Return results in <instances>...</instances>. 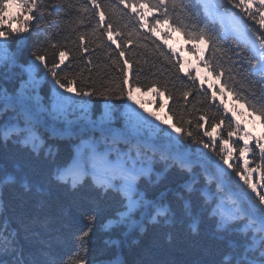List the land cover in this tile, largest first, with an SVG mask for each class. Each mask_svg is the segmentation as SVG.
<instances>
[{
	"label": "snow or ice",
	"instance_id": "obj_1",
	"mask_svg": "<svg viewBox=\"0 0 264 264\" xmlns=\"http://www.w3.org/2000/svg\"><path fill=\"white\" fill-rule=\"evenodd\" d=\"M10 2L21 10L12 17L18 24L27 25L34 18H39L35 16V13L40 11L36 0ZM253 2L254 0H200L203 9L201 13L193 10L190 0L188 3H185V0H115L114 4L105 6L98 0H88L92 5L93 16L99 17L96 27L92 29L93 34L98 33V39L101 41L97 47L110 50L106 55L121 73L115 86L104 87L103 91H83L73 87L75 80L69 79L67 75L61 77L56 70L59 65L53 62L49 66L42 54L34 53L33 59L26 62V67L18 64L15 55L2 58L0 77L14 78L15 83L11 90L0 86V115L12 114L8 121L0 124V141L7 143L12 140L20 144L34 157L47 160L51 168L47 178L42 179H34L22 169L8 172L0 168V194L5 188L19 186L25 194L40 198L37 203L39 208L49 185L53 183L73 191L89 185L101 196L111 195L115 198L116 207L104 227H110L113 231L118 230L124 239L131 234L142 237L150 227L166 228L177 224H186L191 234L199 235L200 225L204 221H209L214 225L215 238L226 241L218 264H264V192L259 191L257 184L250 183L248 178L251 173L257 171V168L264 166V145L260 143V139H256L255 149L259 151L260 164L257 168L249 169V162L245 159L244 175L241 174L238 165L229 163L230 159H234L233 150L238 151L240 157H246L248 153L254 152V149L249 146L251 134L240 135L242 129L239 123L233 127V123L229 121L226 128H221L227 109L225 117L221 118L219 123L207 114L199 116L196 122L197 131L194 133L184 127L185 124H192L190 120L167 124V121L161 120L156 113L144 116L128 105L126 125L116 128L112 122L111 112L106 116L102 114V118L88 120L87 114L78 108V105L86 102L64 94L74 93L75 97L93 94L107 97L114 94L121 100L126 94L128 101L138 103L140 108H143V103L135 100L133 91L148 86H137L129 79L128 68L125 65H129L128 57L135 53L127 51L125 45L135 44L136 47L147 49L148 44H139L138 41H147L151 37L142 33L140 29L147 26L149 32H154L157 25L165 24L174 31H180L189 41L205 44L207 52L211 55H205L203 59L197 56V63L217 80L222 76H228L227 80L222 81L223 87L219 89L221 93L226 88L236 99H241L238 92L229 84V81H236L237 77H240L247 85L245 104L264 121V31H253L247 23V20H253L264 29V10L260 7L255 9V12L260 14V18L257 19L255 13L249 11L253 8ZM260 3L264 5V0H260ZM119 5H123V9L119 8ZM52 7L58 10L60 6ZM108 8H111L110 12ZM129 8L132 10L131 14L124 11ZM139 9L147 11L142 12ZM177 9L182 14L179 19L176 15ZM234 9L244 12L247 19L234 12ZM4 11L5 0H0V14ZM82 11L87 13L89 9L85 6ZM25 13H28L27 18L21 21L20 16ZM112 16L117 17V20H112ZM149 16L152 22L145 25L144 22ZM125 17L127 22L121 25L120 21ZM218 21L223 31L214 29L213 26ZM3 22L4 17L0 15V25ZM26 31L30 29L17 27L8 31L0 27V47L6 46L9 38L22 39L21 33ZM163 35L168 38L167 32ZM229 35L242 37L246 45L245 51L226 49L224 44ZM105 36L107 42L103 40ZM85 39L84 34L79 36L81 41L79 47L82 51L88 52L89 49L83 45ZM152 43L155 44V40H152ZM112 45H116V48L112 49ZM52 47L55 48L56 45L53 44ZM188 50L196 55L194 47ZM155 51L159 52L173 69L176 68V64H172V59L159 45H156ZM115 52H118V57H114ZM59 56L60 62L63 63L65 52L60 51ZM120 58H123V65ZM135 63L139 64V61ZM176 63L179 64V60ZM223 63L229 64L227 70L223 68ZM145 64H148L147 60ZM41 66L44 70L41 79L49 84L43 96L40 94V81L36 79L41 73ZM155 67V64H152L148 68L152 75H157L156 72H152ZM17 68L19 73L14 72ZM179 70L184 71L185 76L195 84L196 78L192 75L195 68L184 69L181 65ZM144 71V68H139L133 74L138 76ZM159 75L164 76L163 69L159 71ZM48 76L51 77L50 81L47 80ZM166 83L167 81L163 91L169 93ZM212 87L215 88V85ZM159 88L160 81L154 80L149 91L157 90L159 95ZM61 89L63 91H60ZM190 94V90L182 93L184 98ZM211 95L215 98L217 92L213 91ZM160 107L165 105L161 104ZM216 107L219 110V105ZM154 121H160L167 127H160ZM200 121L208 123L203 132V137H208V141L200 136L199 130L204 128ZM222 131L227 132V138L222 136ZM234 134L238 140L243 141V146H240L238 141H232ZM184 139H190L200 147L189 150ZM58 140L78 141L73 145L71 157L63 163L57 162L58 150H54V145L48 143ZM230 141L231 145L235 146L234 149L230 146ZM202 149H209L212 155ZM156 160L164 162L165 171L174 167L189 176L181 185V190L172 194L173 198H169L167 191L158 194L149 191L158 186L163 175L155 173L153 179L152 163ZM196 169H200V172L197 173ZM199 175H203L207 184H214L215 189L194 187ZM233 176L240 177L243 185L235 182ZM261 187H264V184ZM193 194H196L195 200ZM78 210L85 221L84 227L75 228L70 215H66L64 222L67 239L79 242L83 251L82 255L79 252L75 254L74 264H94L88 256L87 243L98 210L95 207ZM30 236H38V233H29L25 228L24 239L27 240ZM168 239H171L170 235ZM2 240L0 256H11V264H38L34 258L25 260L24 249L15 229L9 236H3ZM109 242L119 243L118 240ZM0 264L9 262L0 259ZM48 264H55V261L49 260Z\"/></svg>",
	"mask_w": 264,
	"mask_h": 264
},
{
	"label": "trees",
	"instance_id": "obj_2",
	"mask_svg": "<svg viewBox=\"0 0 264 264\" xmlns=\"http://www.w3.org/2000/svg\"><path fill=\"white\" fill-rule=\"evenodd\" d=\"M40 11L35 13L36 17L27 25L18 24L16 16L21 10L16 8L10 0H5V11L0 14L4 17V22L0 27L11 31L17 27H27L30 31L21 33L22 39L9 38L7 45L0 47V60L5 57L15 55L18 64L25 65L26 62L33 59V54H42L51 66L53 62L57 63L59 67L56 69L61 77L67 75L69 79H74L73 87H78L83 91H103L104 87H114L121 77L119 70L112 65L111 60L106 53L110 50L104 47H97L101 41L98 39V33L93 34L92 29L96 27L99 21L98 16H93L91 9L92 5L88 0H36ZM102 5H112L115 0H98ZM189 0H185L188 3ZM194 11L198 10L190 0ZM59 5L56 10L52 6ZM87 6L89 12L85 13L82 9ZM260 7L264 10V5L260 0H254L253 8L249 11L255 13L257 19L260 14L255 12V9ZM119 8L123 9L122 5ZM130 9L124 11L131 14ZM143 12L142 9H139ZM111 11V8H108ZM239 13L240 16H247L240 9L233 10ZM28 13L20 16L23 21L27 18ZM177 18L182 14L177 9ZM112 20H117V17L112 16ZM82 21V22H81ZM127 22L125 17L120 21L121 25ZM150 22L151 19H150ZM134 23V21H133ZM249 27L253 31H264L253 20H247ZM214 27V26H213ZM216 31L218 29L214 27ZM142 33L151 37L150 40H139V44H148V48L136 47L135 44H126L127 51L135 53L128 57L130 63L125 65L128 68L127 75L130 80L136 83L137 86L146 85L148 87H140L139 91H133V94L138 95L151 94L152 98L161 104L165 105V115L167 124L183 123L184 121H192L191 125L185 124L184 127L197 131L196 122L199 116L207 114L219 123L221 118L225 117V109H227L226 118L221 128H226L229 121L236 122L231 118L232 107L242 110V113L234 112V116L240 118L237 122L241 126V133H250L252 139L249 140V146L254 149V152L248 153L246 157H240L238 151L233 150L234 159H230L229 163L234 166H239L241 174L244 175V160H248L249 169L257 168L260 164L259 151L255 149L256 139H260V143L264 145V121L257 114L245 104L244 98L246 96L245 89L247 85L237 77L236 81H229L234 91H237L241 99H236L231 91L224 89L221 93L220 88L223 87L222 81L227 80L228 76H222L217 80L210 74L202 65H198L197 56L201 59L205 55H211L206 50V46L202 42L189 41L180 31H174L171 27L165 24L157 25V30L154 32L144 31ZM168 33V38H165L163 33ZM84 34L86 36L83 42L84 47L89 49L88 52L82 51L79 47L81 41L79 36ZM115 38V36H114ZM135 39V38H134ZM107 42V37L103 38ZM155 40V44L152 43ZM178 42V43H177ZM55 44L56 47H52ZM156 45H159L161 50L172 59V64H176L173 69L171 64H167L164 57L156 52ZM112 49L116 45L111 46ZM174 47V48H173ZM196 49V55H193L190 48ZM226 49L233 51H245L246 46L237 43L233 39H228L224 44ZM65 52V58L61 63L59 52ZM175 53V55H173ZM114 57H118V52H115ZM220 55L219 53L217 54ZM139 61L136 64L135 61ZM145 60L148 64H145ZM179 60V64H177ZM91 61V63H89ZM120 63L123 65V58H120ZM155 64L152 72L157 75H152L148 71L150 65ZM184 69L195 68L192 73L196 78L195 84L193 81L185 76L184 71H180V66ZM228 63H223V68L227 70ZM144 68L145 71L134 75L136 69ZM164 70V76L159 75V71ZM19 73V68L14 70ZM44 75L43 66H41L40 75L36 79L40 81V94L43 96L48 90L49 84L41 77ZM50 81L51 77L48 76ZM154 80L160 81V88L149 91ZM203 80V84L201 81ZM169 93H165L163 88L165 82ZM15 79L0 77V86L7 87L9 90L13 88ZM215 85V88L212 86ZM204 91H201V89ZM185 90H190L191 94L184 98L182 93ZM60 91H63L62 89ZM127 88L125 87V93ZM217 92L215 98L211 93ZM50 94V93H49ZM86 103L82 104V109L87 114L86 119L102 118L109 112L112 114V122L116 128L126 125V105H131L136 109L139 107L138 103L127 102V97L117 99L114 94H109L107 97L99 95H90L78 97ZM143 103V102H140ZM219 105V110H217ZM108 106H111L110 108ZM145 102L143 103L142 111L148 110ZM78 108L81 109L80 105ZM97 109H99L97 111ZM124 109V112H123ZM11 113L0 115V124L9 120ZM241 123H240V122ZM204 128L199 130L200 136L203 137L204 130L208 127V123L200 121ZM160 127H167L166 124ZM255 125V128L253 127ZM222 136L227 138V132L222 131ZM173 135H175L173 133ZM234 136H236L234 134ZM208 141V137H203ZM232 141H238L240 146H243V141L238 140V137L233 138ZM54 145V150L57 151L56 160L58 163L67 161L73 154V145L78 143L76 140H58L48 141ZM187 149L195 150L198 145L194 144L190 139H184ZM220 141H217L219 145ZM230 146L235 148L234 145ZM212 155L209 149H202ZM219 148H217V151ZM227 152L225 153V155ZM226 167V166H225ZM0 168L8 172H15L22 169L29 173L34 179L47 178L51 164L43 158L34 157L28 149H25L18 143L9 140L7 143L0 141ZM153 179L155 173H163L158 186L155 189H149L150 193H159L167 191L169 198H173L174 192L181 190V185L189 179L187 173H183L174 167L168 168L165 171L163 161L156 160L152 163ZM230 171V170H229ZM199 173L200 169H196ZM250 183L257 184L259 191L264 192V166L257 168L256 172L249 175ZM233 180L240 185L243 181L240 177L233 176ZM197 189L211 188L215 189V185H209L204 180L203 175H199L197 184L194 185ZM247 189V186L244 185ZM250 191V189H248ZM255 195V194H253ZM38 199L31 194H25L19 186L8 187L0 194V244L3 243L2 237L9 236L13 229L18 233V239L24 249V258L27 261L29 258H34L38 264H48L49 260L55 261V264H74L75 254L79 252L83 254L79 246V242H73L67 239V232L64 228L66 215H70L74 221V227L80 228L85 226V221L80 216L78 209L93 208L98 210L97 218L94 222V227L90 233V238L87 243L88 256L94 261V264H218L220 255L224 250L226 241L217 240L214 236V225L209 221H204L200 225L199 235H193L188 230L186 224H177L174 227H150L149 231L142 237L136 234H131L124 239L120 236L119 231H113L112 228H105L104 225L113 214L116 207V200L111 195L101 196L96 190L89 185L79 188L77 191L70 190L63 185L51 184L49 185L47 194L42 198V206L37 208ZM196 199V194H193V200ZM178 205V202H176ZM25 228L29 233H38V236H30L25 240ZM171 236L169 240L168 237ZM58 237H62L58 239ZM110 240H118L119 243L112 244ZM46 242V243H42ZM44 253H47L45 255ZM11 256H0V259L7 261Z\"/></svg>",
	"mask_w": 264,
	"mask_h": 264
},
{
	"label": "rangeland",
	"instance_id": "obj_3",
	"mask_svg": "<svg viewBox=\"0 0 264 264\" xmlns=\"http://www.w3.org/2000/svg\"><path fill=\"white\" fill-rule=\"evenodd\" d=\"M65 95H69V96H73L75 99L77 100H80L78 97H75V94L74 93H64ZM134 98L136 101H139V102H145L146 106H148V110L147 111H142L140 106L135 109L137 112H140L142 115L144 116H147L148 113H156V115L160 116L161 120H166V115H165V108L164 107H160L161 105V102H160V105L158 107L157 102L155 103V100L152 98V95L151 94H145V95H138V93H135L133 94ZM127 102H131L133 103L132 101H128ZM136 104V103H135ZM130 105V104H129ZM80 107L82 109V104H80ZM83 110V109H82ZM128 110V106L126 105V111ZM84 111V110H83ZM232 111H229L232 115H231V118L235 120L236 123L237 122V119L240 120V118H237V116H234V112L236 111V115H237V112L238 114L239 113H242V110L238 109V108H235V107H232ZM123 112H124V109H123ZM151 119V117H149ZM168 121L169 118H167ZM160 121H154V123L158 124ZM240 122V121H239ZM241 123V122H240ZM164 124H162L163 126ZM253 127L255 128V125H253ZM175 134V133H174ZM237 136H233V138H236Z\"/></svg>",
	"mask_w": 264,
	"mask_h": 264
}]
</instances>
